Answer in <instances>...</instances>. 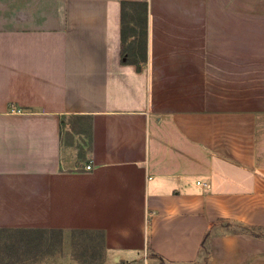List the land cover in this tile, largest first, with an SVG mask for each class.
Instances as JSON below:
<instances>
[{
  "label": "crops",
  "instance_id": "crops-1",
  "mask_svg": "<svg viewBox=\"0 0 264 264\" xmlns=\"http://www.w3.org/2000/svg\"><path fill=\"white\" fill-rule=\"evenodd\" d=\"M31 232L264 264V0H0V236Z\"/></svg>",
  "mask_w": 264,
  "mask_h": 264
},
{
  "label": "rangeland",
  "instance_id": "rangeland-1",
  "mask_svg": "<svg viewBox=\"0 0 264 264\" xmlns=\"http://www.w3.org/2000/svg\"><path fill=\"white\" fill-rule=\"evenodd\" d=\"M139 73V72H138ZM136 82V81H135ZM138 105L141 100L140 96L143 93V76L138 75ZM228 226V225H227ZM238 229V227H232ZM0 264H58L54 262L60 255L65 259L66 257L72 258L73 261L64 264H108L102 262L100 259L104 255L101 244V235L97 233L88 232H60L59 234H39L31 232L20 235L19 239L13 236L10 242L15 245L18 244V250L15 246L6 243V237L0 236ZM19 252V253H17ZM106 253V252H105ZM22 255L20 261H9L7 255ZM19 256V257H20ZM153 261L144 254L139 253L138 264H152ZM116 264H124L120 261ZM157 264H164L158 261Z\"/></svg>",
  "mask_w": 264,
  "mask_h": 264
},
{
  "label": "trees",
  "instance_id": "trees-1",
  "mask_svg": "<svg viewBox=\"0 0 264 264\" xmlns=\"http://www.w3.org/2000/svg\"><path fill=\"white\" fill-rule=\"evenodd\" d=\"M123 4V3H122ZM144 3L138 2V44L141 45L144 43L145 36H146V8ZM124 15L122 13V22H123ZM131 20H133V17H131ZM8 240V239H6ZM0 243L2 241L0 240ZM7 245L9 242H7ZM204 245V240L202 241V246ZM15 250H18V247H15Z\"/></svg>",
  "mask_w": 264,
  "mask_h": 264
},
{
  "label": "built area",
  "instance_id": "built-area-1",
  "mask_svg": "<svg viewBox=\"0 0 264 264\" xmlns=\"http://www.w3.org/2000/svg\"><path fill=\"white\" fill-rule=\"evenodd\" d=\"M84 168H85L86 170L91 169V168H92L91 163H87V164H85V165H84Z\"/></svg>",
  "mask_w": 264,
  "mask_h": 264
}]
</instances>
